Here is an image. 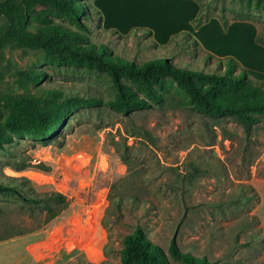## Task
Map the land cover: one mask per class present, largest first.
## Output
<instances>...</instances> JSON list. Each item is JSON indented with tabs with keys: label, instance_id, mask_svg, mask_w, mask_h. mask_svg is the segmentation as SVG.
<instances>
[{
	"label": "rangeland",
	"instance_id": "rangeland-1",
	"mask_svg": "<svg viewBox=\"0 0 264 264\" xmlns=\"http://www.w3.org/2000/svg\"><path fill=\"white\" fill-rule=\"evenodd\" d=\"M90 1L106 26L94 15L93 38L128 59L165 54L172 38L189 34L205 48L173 49L168 62L176 52L174 63L199 68L203 51L217 49L264 83L263 62L252 58L260 53L254 38L264 48V11L246 0ZM37 12L62 21L52 8L39 5ZM242 19L249 21H236ZM5 23L0 16V37ZM111 31L128 37L100 35ZM34 72L41 83L31 80ZM120 81L146 109L125 115L86 104L117 97L107 72L60 65L43 51L0 42V122L9 114L8 93L33 94L46 107L55 89L74 107L57 138L13 136L0 147V183L17 190L0 193V264H122V241L137 228L169 264H185L171 254L172 241L207 264H264V118L247 134L230 118L196 113L170 77L153 88L159 101L139 82Z\"/></svg>",
	"mask_w": 264,
	"mask_h": 264
},
{
	"label": "trees",
	"instance_id": "trees-1",
	"mask_svg": "<svg viewBox=\"0 0 264 264\" xmlns=\"http://www.w3.org/2000/svg\"><path fill=\"white\" fill-rule=\"evenodd\" d=\"M246 1L249 8L264 11V0ZM39 5L55 10L62 21H55L47 14L38 13ZM203 14L210 17L206 12ZM94 15L97 16L98 25L102 26L103 16L90 0H0V16L6 22L0 42H8L24 50L43 51L60 65L107 72L118 86V95L107 101L87 100L86 104L92 106H106L125 115L144 110L147 102L124 88L120 81L122 77L139 82L153 101L161 99L153 88L160 86L165 77H170L187 97L188 104L200 115L213 119L230 118L241 125L247 134L264 118V83L253 81L244 68L238 71L239 64L234 59L225 62L224 59L217 58L213 64L215 56L203 51V65L195 68L183 66L184 64L180 66L179 62L174 63L175 52L171 56V62H168L166 58L171 50L187 49L192 44L195 47L199 45L188 34L172 38L170 44L162 48L165 54H156L138 63L135 58H126V53L118 51L110 42L93 38L95 31L89 26V22L93 21ZM228 22L226 19L223 23L228 25ZM139 32L133 34L138 36ZM109 33L122 39L128 37L125 38L117 31L100 35L104 38ZM187 37L190 40L184 44L182 41L184 38L187 40ZM257 43H261L260 36H257ZM153 44L158 46L157 43ZM29 76L37 84L43 81V76L38 72ZM49 90L51 91L47 94L52 98L47 100L48 108L43 107L41 98L30 93L5 95L9 114L0 122V147L3 142L11 141L13 136L45 141L59 136L67 125L66 120L74 112V107L63 92ZM63 96L65 100L58 101V97ZM16 191V188L0 183V193ZM31 201L43 204L42 200ZM122 244L119 256L122 264H169L165 252L148 238L144 229L137 228L126 235ZM170 251L174 257H181L185 264H207L204 259L181 253L174 241L170 244Z\"/></svg>",
	"mask_w": 264,
	"mask_h": 264
},
{
	"label": "crops",
	"instance_id": "crops-1",
	"mask_svg": "<svg viewBox=\"0 0 264 264\" xmlns=\"http://www.w3.org/2000/svg\"><path fill=\"white\" fill-rule=\"evenodd\" d=\"M103 24V23H102ZM104 24H105V22H104ZM103 26V25H102ZM105 26V25H104ZM103 26V27H104ZM106 27V26H105ZM107 29H109V28H107ZM172 34H173V32H172ZM170 35L171 34H168V39H169V37H170ZM241 35V34H240ZM197 38V37H196ZM167 39V40H168ZM253 40V39H252ZM197 41H198V43H199V45H201V47L204 49L205 47L203 46V42H201V39L198 37V39H197ZM253 43H254V46L253 47H258L257 49H259V54H256L255 56H253L252 58L253 59H259L260 61V63L261 62H263V67H264V48L262 47V46H260L259 44H257L256 43V41H255V38H254V40H253ZM257 45H256V44ZM207 50H209L211 53H213L214 55H215V57H217V58H219V59H223V58H225V56L224 55H222V53H220V51L219 50H217V49H215V50H211V49H207ZM251 54V53H250ZM213 55V56H214ZM238 62H239V64H241L242 66H240V67H243L244 69H246L247 70V72L250 74L251 73V75H252V72H250L249 70L251 69L249 66H247L246 64L244 65L242 62H240L239 61V59L237 60ZM263 77H259V78H261V79H264V74L262 75Z\"/></svg>",
	"mask_w": 264,
	"mask_h": 264
},
{
	"label": "bare ground",
	"instance_id": "bare-ground-1",
	"mask_svg": "<svg viewBox=\"0 0 264 264\" xmlns=\"http://www.w3.org/2000/svg\"><path fill=\"white\" fill-rule=\"evenodd\" d=\"M70 165H71V163L68 161V162H66V164H65V166H66V168H65V172H69V173H71V169H70ZM74 170V169H73ZM67 174V173H66ZM71 175V174H70Z\"/></svg>",
	"mask_w": 264,
	"mask_h": 264
}]
</instances>
